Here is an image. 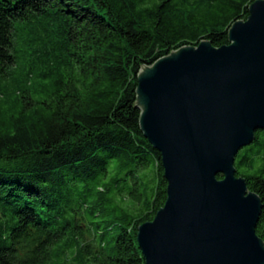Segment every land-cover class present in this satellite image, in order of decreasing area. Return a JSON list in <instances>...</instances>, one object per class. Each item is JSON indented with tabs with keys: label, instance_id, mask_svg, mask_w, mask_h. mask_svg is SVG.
Wrapping results in <instances>:
<instances>
[{
	"label": "trees",
	"instance_id": "trees-1",
	"mask_svg": "<svg viewBox=\"0 0 264 264\" xmlns=\"http://www.w3.org/2000/svg\"><path fill=\"white\" fill-rule=\"evenodd\" d=\"M255 1L0 0V264H145L138 228L167 181L140 130L138 74L228 45ZM235 168L264 206V130Z\"/></svg>",
	"mask_w": 264,
	"mask_h": 264
},
{
	"label": "water",
	"instance_id": "water-1",
	"mask_svg": "<svg viewBox=\"0 0 264 264\" xmlns=\"http://www.w3.org/2000/svg\"><path fill=\"white\" fill-rule=\"evenodd\" d=\"M228 38L183 47L138 74L140 130L167 181L165 205L138 228L145 264H264L263 202L235 168L264 130V0Z\"/></svg>",
	"mask_w": 264,
	"mask_h": 264
},
{
	"label": "rangeland",
	"instance_id": "rangeland-1",
	"mask_svg": "<svg viewBox=\"0 0 264 264\" xmlns=\"http://www.w3.org/2000/svg\"><path fill=\"white\" fill-rule=\"evenodd\" d=\"M106 181H107V179L106 180H100L99 185L103 186L106 183ZM96 182H97V180H91V183H96Z\"/></svg>",
	"mask_w": 264,
	"mask_h": 264
}]
</instances>
